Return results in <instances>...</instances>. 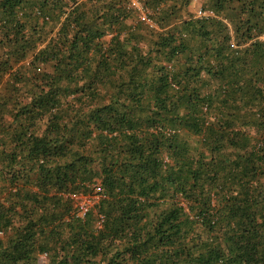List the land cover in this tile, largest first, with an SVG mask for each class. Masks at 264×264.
<instances>
[{
    "label": "trees",
    "instance_id": "16d2710c",
    "mask_svg": "<svg viewBox=\"0 0 264 264\" xmlns=\"http://www.w3.org/2000/svg\"><path fill=\"white\" fill-rule=\"evenodd\" d=\"M194 1L0 0V264H264V0Z\"/></svg>",
    "mask_w": 264,
    "mask_h": 264
},
{
    "label": "built area",
    "instance_id": "2783aa9c",
    "mask_svg": "<svg viewBox=\"0 0 264 264\" xmlns=\"http://www.w3.org/2000/svg\"><path fill=\"white\" fill-rule=\"evenodd\" d=\"M129 6L134 8L137 11L136 22H141L150 28H155V24L150 18V12L143 8L140 4L139 0H128ZM195 7L193 9V17L195 19L203 20L207 18L215 17L214 12L210 10H203L199 1H194ZM261 40H264V35L260 37ZM71 199L73 200V206L76 213V216L79 218H84L86 214L91 210L93 205L99 199V196L94 193V195H71ZM102 219V217H99ZM2 235V234H1ZM46 255L43 254L41 258L45 259Z\"/></svg>",
    "mask_w": 264,
    "mask_h": 264
},
{
    "label": "rangeland",
    "instance_id": "374dc122",
    "mask_svg": "<svg viewBox=\"0 0 264 264\" xmlns=\"http://www.w3.org/2000/svg\"><path fill=\"white\" fill-rule=\"evenodd\" d=\"M200 3V2H199ZM196 5V4H195ZM195 5L193 4V6L190 7V10L193 11Z\"/></svg>",
    "mask_w": 264,
    "mask_h": 264
}]
</instances>
